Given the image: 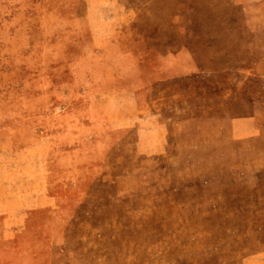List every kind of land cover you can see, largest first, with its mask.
<instances>
[{
  "label": "rangeland",
  "instance_id": "obj_1",
  "mask_svg": "<svg viewBox=\"0 0 264 264\" xmlns=\"http://www.w3.org/2000/svg\"><path fill=\"white\" fill-rule=\"evenodd\" d=\"M0 264H264V0H0Z\"/></svg>",
  "mask_w": 264,
  "mask_h": 264
},
{
  "label": "crops",
  "instance_id": "obj_2",
  "mask_svg": "<svg viewBox=\"0 0 264 264\" xmlns=\"http://www.w3.org/2000/svg\"><path fill=\"white\" fill-rule=\"evenodd\" d=\"M109 127V126H108ZM112 128H124V126L119 125V126H114ZM111 134H105V135H101L100 137L97 138H90L89 140H87L84 144H85V152L84 155L82 157V159H80L79 163H76L74 165H71L69 167H66L67 170H69V174L74 175V174H78L79 172H83L86 167V164H88L91 160H96L95 158L101 157L103 156L104 153L108 152L111 148H113V150H115V145H116V149H118L117 147L119 146L117 143V141L113 140L111 138ZM40 195H32V201L34 202L32 207L30 208L28 206V208H25L24 206L18 208L20 210L18 211H33L35 209H40L41 206L43 207H49L51 206V203H44L43 205L39 203L40 201ZM36 202V203H35ZM44 209V208H41ZM4 213H6L7 215V219L8 220H13L14 218H16V216H18L15 213L9 212V209H5ZM13 231H15L13 228H8V232L9 233H13Z\"/></svg>",
  "mask_w": 264,
  "mask_h": 264
}]
</instances>
